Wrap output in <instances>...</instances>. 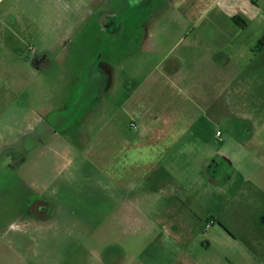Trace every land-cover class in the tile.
<instances>
[{"label":"rangeland","instance_id":"374dc122","mask_svg":"<svg viewBox=\"0 0 264 264\" xmlns=\"http://www.w3.org/2000/svg\"><path fill=\"white\" fill-rule=\"evenodd\" d=\"M173 4L0 0V11L13 5L20 18L15 33L0 26V264H125L126 253L138 254L137 246L125 251L126 206L130 197L146 196L144 180L133 187L125 179L143 178L149 166L162 170L173 159L180 181L194 182L195 188L158 197H186L198 212L189 216L190 227L194 222L201 228L209 218L199 197H212L213 205L229 197L227 212L216 211L223 225L212 229L227 235L254 230L248 222L254 197H245L253 196V182L242 184L264 162V139L256 149L257 140L242 137L241 120L264 131V18L247 34L227 33L229 42H220L228 27L191 25ZM194 27L210 42L185 41ZM205 49L214 50L215 62L231 63L234 73L224 75L230 81L221 87L213 73L194 75V83L215 93L213 118L179 123L180 133L205 132L203 144L184 137L169 151L166 132L172 125L140 117L150 110L144 102V111L127 104L160 62ZM181 96L188 101L187 94ZM201 162L205 179L199 176ZM201 179L211 186L202 187ZM189 197L198 198L192 203ZM259 199L262 208L264 197ZM36 200L52 204L54 216L46 223L31 212ZM131 238L140 241L138 235ZM253 240L264 260V232L257 231Z\"/></svg>","mask_w":264,"mask_h":264},{"label":"crops","instance_id":"0c3cea01","mask_svg":"<svg viewBox=\"0 0 264 264\" xmlns=\"http://www.w3.org/2000/svg\"><path fill=\"white\" fill-rule=\"evenodd\" d=\"M171 1L174 3L175 10L179 11L183 17L182 21L189 22L194 26L206 22V26L218 24L228 27V29H222L219 35L220 42H229L230 38H228L229 34L227 33L238 36L247 34L255 23L264 18V0ZM15 9L12 5V7L0 11V26L2 28L4 26L10 27L9 34H11V31L15 33V26H20V18L14 13ZM214 11L216 14H214ZM207 17H209L208 20H206ZM234 17L242 18L244 23L236 24L233 21ZM26 20L31 24L30 20ZM4 30L8 32L6 29ZM0 32H3V29ZM198 32L196 34L195 27L194 30L192 28L185 41L188 42L191 38L193 40L200 38L210 42L205 33ZM147 39L148 37H146ZM259 40L260 36L258 35L252 42L256 43ZM181 41L179 40V42ZM214 47V45L211 46V48ZM213 53V49H205L204 52L199 54L195 50L189 55L178 54L177 56L168 57L166 63L162 64L160 62L150 72V75L153 76L147 78L140 88L137 89V85L131 88L132 92L137 89L138 93L135 92L136 97L127 104L129 108L136 107L138 110L143 108L144 111L146 104L150 110L139 113L140 117L144 116L145 121L148 122L159 121L160 118L163 123L172 125L170 131L166 132L170 138L168 141V145L170 144L169 151L172 150L171 144L179 142L184 137L190 139L200 138L198 142L201 141L200 143L203 144L202 137L205 132L202 130L196 133L194 131L187 132L186 134L189 135L187 136L185 134L186 129L185 132L180 133L176 127H179V123L182 122L191 124L198 121L212 120L213 115L210 113L213 112L214 103L211 102V99L215 93L205 86H198L193 82V77L194 75L213 73L217 78L214 83L221 87L230 81V77L224 75L234 73L233 70H230L233 67L230 65L231 63L222 65L215 62L213 55H216ZM204 81L206 82V80ZM186 89L189 91L193 89L194 94L186 93L184 91ZM170 90L174 94L166 92ZM181 92L188 95V101H185L186 99L181 96ZM241 121L244 123L242 137L244 139L247 137L249 140L252 137L257 140L255 148L260 150L263 144L264 131L259 130V128L257 130L254 125L245 124L251 123L250 120L243 119ZM191 144L195 145L196 143L188 141V145ZM149 150L147 148L145 153ZM162 153L164 152L162 151ZM202 162L199 165V176L205 179L202 174L204 172L202 171L204 167ZM260 162L258 163L260 164L259 169L252 170V177H245L242 184L243 187L249 181L253 182V196L247 195L245 197H254L250 205L255 210L248 213V222L253 224L254 230L249 229L246 231V229H243L233 235H227V232L224 233L221 229L218 231L212 229L215 225L223 223L221 216L216 211L222 208L225 209L223 215L227 212L230 207L229 197L217 198L215 205H213L212 197H199L201 200L197 202L204 204L207 212H209V218L201 228L194 227V222L191 223V227L189 225V216H198V212L193 204H188L184 200L186 197H158L159 195H169L170 192L193 190L195 188L194 182L191 184L187 181V184H184L183 181H180V170L177 173L178 164L175 163L174 159L172 164L161 167L162 170L154 169L152 165L149 166L148 175H143V178L125 179V185L134 187L141 179L144 180L146 186V189H144L146 196L130 197L126 206L128 212L125 216L124 234L128 235L130 240L127 241L125 251H131L133 246H137L138 254L127 255L126 253L125 257H128V260L125 261V264H264V260H260L257 256V247L253 240V236L257 231L264 232V206L261 208V205L257 204L259 198L264 197V175H260L262 166L264 168V162L261 160ZM255 174L258 175L257 179L254 178ZM201 181L204 182L202 187L206 184L211 186L207 181L202 179ZM153 194H157V197H150ZM189 198L194 199L192 200V203H194L198 197ZM243 199L238 200L236 198L237 201H235L241 202ZM191 206L192 211L189 213L188 208H191ZM238 207H242V204L238 203ZM208 221H213V225L209 230H206ZM195 222H198V220ZM132 235L139 236L140 241L138 244L133 243ZM200 235H203V238ZM214 250H217V253H214Z\"/></svg>","mask_w":264,"mask_h":264},{"label":"flooded vegetation","instance_id":"af4514ba","mask_svg":"<svg viewBox=\"0 0 264 264\" xmlns=\"http://www.w3.org/2000/svg\"><path fill=\"white\" fill-rule=\"evenodd\" d=\"M51 207L52 204L48 200H36L35 203H33L32 205L31 212L34 213V215L38 218V221L43 222L44 220V222L46 223L49 219H52V217L54 216L53 212H49Z\"/></svg>","mask_w":264,"mask_h":264},{"label":"trees","instance_id":"16d2710c","mask_svg":"<svg viewBox=\"0 0 264 264\" xmlns=\"http://www.w3.org/2000/svg\"><path fill=\"white\" fill-rule=\"evenodd\" d=\"M233 21L236 23V24H239V23H244V20L242 19V18H240V17H234L233 18ZM261 44H262V46H264V40L263 41H261Z\"/></svg>","mask_w":264,"mask_h":264},{"label":"built area","instance_id":"2783aa9c","mask_svg":"<svg viewBox=\"0 0 264 264\" xmlns=\"http://www.w3.org/2000/svg\"><path fill=\"white\" fill-rule=\"evenodd\" d=\"M217 136L220 138L221 133L219 132ZM212 225H213V221H208V223L206 224V230H209L212 227Z\"/></svg>","mask_w":264,"mask_h":264}]
</instances>
